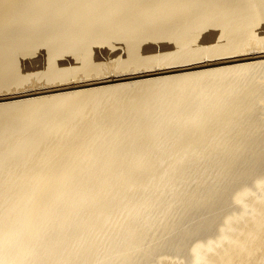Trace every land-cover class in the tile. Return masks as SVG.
Returning <instances> with one entry per match:
<instances>
[{
  "label": "bare ground",
  "instance_id": "1",
  "mask_svg": "<svg viewBox=\"0 0 264 264\" xmlns=\"http://www.w3.org/2000/svg\"><path fill=\"white\" fill-rule=\"evenodd\" d=\"M71 84L0 103V264H264V0H0V98Z\"/></svg>",
  "mask_w": 264,
  "mask_h": 264
},
{
  "label": "rangeland",
  "instance_id": "2",
  "mask_svg": "<svg viewBox=\"0 0 264 264\" xmlns=\"http://www.w3.org/2000/svg\"><path fill=\"white\" fill-rule=\"evenodd\" d=\"M185 69V68H182ZM176 70H180V69H176ZM112 70H108L107 72H111ZM165 71H171V70H165ZM184 71V70H183ZM176 71H172V73H175ZM156 72L155 70H150L147 71L146 73H141V71H139V74H136L137 76H139V78H128V77H122L120 78V75H116L114 76L113 80H110V77L103 79V80H96L95 82L88 80L87 82H85V86H83V88H95V87H101V86H109V85H116V84H121V83H126V82H134L135 80L138 79H143V78H149V77H157L160 75H167V74H172L169 72H164V73H159ZM134 76V75H133ZM144 76V77H143ZM101 76H96L95 78H100ZM39 85L42 83H38ZM73 84L70 85V87L64 88L63 86L60 87L58 90L55 89H51L49 86L50 85H45V86H38L36 88H32V87H26L24 89H21L19 91L16 92V95L14 96H6L5 98L1 97L0 98V103H7V102H11V101H15V100H22L28 97H37V96H42V95H47L50 93H67L72 91L73 89L71 88ZM82 88V87H79ZM205 217V216H204ZM203 217H197V215L195 216V214L192 215L191 219L188 220L190 223H195L196 221L202 219Z\"/></svg>",
  "mask_w": 264,
  "mask_h": 264
}]
</instances>
